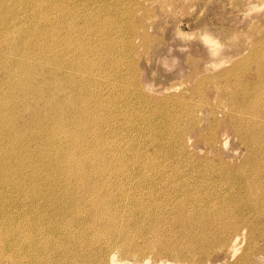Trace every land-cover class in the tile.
<instances>
[{"label":"rangeland","instance_id":"1","mask_svg":"<svg viewBox=\"0 0 264 264\" xmlns=\"http://www.w3.org/2000/svg\"><path fill=\"white\" fill-rule=\"evenodd\" d=\"M82 1L0 0V135L2 137L0 138V235L3 239L0 242V264H104L107 254L116 255L113 257L116 260L115 264H121L118 259L124 260L126 252L122 254V251L116 249V244L123 241L125 237L122 234H114L112 240L114 239L115 244L109 241H107L109 244L101 242L105 239L99 229H95L98 224L102 226L108 224V229L114 230L116 233L120 230L119 233H124V236H128L125 231L129 229L131 238L129 246L125 247L130 250L127 252L130 258L129 264H264V216L262 217L263 211L260 212V209L264 208V199H255L254 197L260 190L250 186L258 182L252 180L255 175L251 168L255 165L264 168V156H262L264 155V131H260V134L257 126H253L254 124L245 120L242 122L243 124L241 123L245 126L236 130L234 126L236 122L231 121L236 119L225 115L226 108H228L227 100L231 98L229 97L230 93L221 91V94L220 92L218 94L212 88L213 83L217 81H220L225 87H228L229 84L238 85L241 83H246L251 87L261 82L264 84V0ZM43 4L45 7L42 6ZM84 12L86 16L83 15ZM70 25L73 29L70 28ZM111 37L118 45L114 46V51L111 47L103 49L101 39L106 41ZM210 38L213 39L212 42L208 40ZM75 40H77V44ZM74 48H77V51H74ZM59 51H65L68 56L73 57L72 63L77 66L76 75L80 76L77 79L80 81L76 88L75 85L70 84L69 79L64 80V85L61 84L64 88L57 87V84L60 83L58 77L60 72L54 70L59 68ZM37 56L38 58H36ZM222 58H224L222 63L225 64L216 69L213 68L212 60L218 61ZM112 59L114 63H112ZM87 60L92 63L90 64ZM35 61L36 63L33 64ZM261 61L263 62L261 63ZM54 64L56 67L53 66ZM229 65L235 66L237 70L235 67L232 68L228 72L229 80H226L218 74H224L220 69ZM25 66H39L38 72H36V78H39L36 82L39 81V83L43 77V70L48 69V72L45 71L48 77L45 96L54 103L50 102V105H45V97L42 95L37 101V98L35 99L37 93L33 88L27 87L23 92L13 84L11 85L13 79L17 81L25 78ZM63 66H60V71L61 68H64ZM40 67H43V73L40 72ZM11 70H14L17 75L10 76ZM92 78L95 81H92ZM70 87L72 91L74 88L73 92L78 91V98L81 97V93H85L86 98H89L81 100L84 102L82 103L84 108L82 111H84L81 116L79 114L76 117L69 104L63 100L64 97L69 98L65 95H70V93L74 95L69 89ZM97 88L99 91H96ZM5 92H7L6 95H4ZM19 95L20 98L17 97ZM74 97L78 100L76 94ZM26 101L30 106L25 108L23 103ZM36 103L37 105H35ZM87 104L93 107L91 108ZM12 105L14 109H12ZM40 107L42 111L39 110ZM214 109L216 110L215 114L213 113ZM63 111L65 113H61ZM248 111L250 112V110L243 111V116L245 115L247 120L253 117L252 112L248 113ZM50 112L55 113L51 114ZM67 112L68 114H66ZM84 114L91 118L95 115L93 118L96 119H91V122L95 120V124H85L81 121L78 124V119L84 118ZM193 115H196L195 118ZM66 119H68L67 122H65ZM262 119L264 120V117ZM181 120H184L183 122L186 124L183 127L186 136L184 135L181 142L172 138L168 139L169 125L174 123L178 125ZM193 122L196 124L195 126H193ZM81 125H83L82 128ZM86 125L91 127H86ZM241 130L243 131L241 132ZM47 133L52 134L48 135ZM50 136H53V139ZM255 138L259 139L256 141ZM249 141H253L254 144ZM261 143L262 148L259 146ZM80 148L81 152L78 150ZM86 156L90 158L89 161ZM62 157L64 159L68 157L67 162L73 163L74 169L71 165L65 164L66 162L62 163ZM9 161H23L26 167H19L13 171L10 169ZM29 163L32 165L28 166ZM60 165H64V167L61 168ZM66 165L70 171H74L68 172ZM118 169H121L119 175L116 172ZM75 171H81V173L76 175ZM74 174L76 176H73ZM98 174L105 178L108 185L112 182L115 185L104 187L109 188L108 195L112 193L114 195L108 197L107 209L94 216V202L91 199L81 200V198L86 195L87 188L92 186L95 182L94 178ZM154 174L167 176L160 184L155 185V181L152 182L150 178ZM118 176H121V186L125 190L122 195L116 185ZM259 176L260 179H263L264 173ZM162 189L168 191V197ZM171 194L176 199L169 197ZM23 196H26L24 201L22 200ZM119 196H121V200L123 199L122 202L116 200ZM92 198H94L93 195ZM180 198L182 199L180 203L184 206L188 204L187 206L199 207L198 205H200L201 211L198 210L197 214H194L196 217L190 211V214L182 211L184 214L180 213V215L177 212L176 214L169 212L168 220L162 218V221L165 220L163 223L161 220L155 219L159 223L155 222L154 228H148L142 235L138 231V227L135 226L137 224L132 222L135 216L128 213L132 210L145 218L157 215L164 217L165 209H174L172 203L181 201ZM210 198L214 200L210 201L212 203L208 202ZM248 200H263V202L262 205H254L248 204ZM197 201L200 203L196 204ZM222 202L232 207L227 211L230 217L241 212L238 218L240 225L237 230H234V233H239L236 250L233 249V246L230 248L224 238L221 239L225 234L223 231L226 229L223 221L217 226L220 229L216 236L213 234L215 237H212V233L210 234L213 229L206 228L204 224L210 217L208 215H213V213L215 216L218 215L215 209L220 208ZM18 207L20 210L16 211L15 209ZM207 208L210 209L207 210ZM158 211L162 212L156 215ZM108 212H112V214ZM250 213L255 215L254 218V215H250L255 228L252 236L250 235L251 227L242 226L247 223L245 218ZM205 215L207 216L205 217ZM110 217L118 218L115 223H112ZM195 218L197 220H194ZM203 220L206 221L203 222ZM143 222L145 221L143 220ZM193 223L196 224V227ZM202 234L204 237L207 235L209 239L204 241ZM167 236L168 238H166ZM249 238L253 240L250 241ZM39 241L40 243H38ZM257 241L258 244L260 243L259 245ZM249 242L257 246L252 248ZM219 244H222L223 247H221L222 245L218 246ZM175 246L178 250H175ZM36 247L37 250L40 248L39 252L35 249ZM247 254L250 255L248 260L245 258ZM143 255H151V258L146 256L144 259ZM163 257L170 259L171 262H164V260L162 262ZM174 257L176 258L172 259Z\"/></svg>","mask_w":264,"mask_h":264},{"label":"bare ground","instance_id":"2","mask_svg":"<svg viewBox=\"0 0 264 264\" xmlns=\"http://www.w3.org/2000/svg\"><path fill=\"white\" fill-rule=\"evenodd\" d=\"M58 1V0H57ZM60 1V0H59ZM74 1V0H73ZM84 1V0H83ZM82 1V2H83ZM30 2V1H29ZM63 2V1H62ZM65 2V1H64ZM47 3V2H46ZM86 3V2H85ZM84 3V4H85ZM41 4V3H40ZM49 4V3H48ZM68 4V3H67ZM70 4V3H69ZM76 4V3H75ZM81 4V3H80ZM83 4V5H84ZM86 4H88V3H86ZM47 5V4H46ZM63 5V4H62ZM74 5V4H73ZM77 5V4H76ZM42 6H44V4L42 5ZM48 6V5H47ZM54 6V5H53ZM59 6V5H58ZM68 6V5H67ZM78 6V5H77ZM81 6V5H80ZM89 6V5H88ZM35 7V6H34ZM37 7H39V6H37ZM45 7V6H44ZM49 7V6H48ZM51 7V6H50ZM86 7V6H85ZM84 7V8H85ZM91 7V6H90ZM107 7H109V6H107ZM86 8H88V7H86ZM92 8V7H91ZM74 9V8H73ZM93 9V8H92ZM112 9V8H111ZM36 10V9H35ZM45 10V9H44ZM49 10V9H48ZM77 10H79V9H77ZM88 10V9H87ZM97 10H98V8H97ZM56 11V10H55ZM74 11V10H73ZM76 11V10H75ZM85 11V10H84ZM94 11V10H93ZM105 11V10H104ZM113 11V10H112ZM111 11V12H112ZM116 11V10H115ZM114 11V12H115ZM119 11V10H118ZM117 11V12H118ZM59 12V11H58ZM67 12H68V10H67ZM79 12V11H78ZM80 12H83V11H80ZM96 12V11H95ZM101 12V11H100ZM119 12H122V11H119ZM118 12V13H119ZM34 13V12H33ZM38 13V12H37ZM108 13V12H107ZM72 14V13H71ZM90 14V13H89ZM103 14V13H102ZM109 14V13H108ZM111 14V13H110ZM122 14V13H121ZM131 14V13H130ZM42 15H43V13H42ZM62 15V14H61ZM64 15V14H63ZM83 15H85V12H84V14ZM95 15V14H94ZM104 15V14H103ZM102 15V16H103ZM106 15V14H105ZM120 15V14H119ZM118 15V16H119ZM132 15V14H131ZM77 16V15H76ZM81 16H82V14H81ZM86 16V15H85ZM84 16V17H85ZM88 17H89V15H87ZM92 16V15H91ZM108 16V15H107ZM116 16V15H115ZM39 17V16H38ZM42 17V16H41ZM59 17V16H58ZM63 17V16H62ZM74 18H75V16H73ZM72 17V18H73ZM121 17V16H120ZM65 18V17H64ZM77 18V17H76ZM114 18V17H113ZM117 19V18H116ZM66 20H68V18H66ZM73 20V19H72ZM71 20V21H72ZM85 20H87V19H85ZM89 20H91V19H89ZM107 20V19H106ZM55 21H56V19H55ZM116 21V20H115ZM58 22V21H57ZM75 22H76V20H75ZM79 22V21H78ZM82 22H83V20H82ZM89 22V21H88ZM90 22H92V21H90ZM89 22V23H90ZM71 23V22H70ZM85 23H87V22H85ZM102 23V22H101ZM100 23V24H101ZM107 23V22H106ZM117 23V22H116ZM63 24H64V22H63ZM71 24H73V23H71ZM81 24V23H80ZM83 24V23H82ZM98 24V23H97ZM113 24V23H112ZM14 25V24H13ZM47 25V24H46ZM45 25V26H46ZM52 25V24H51ZM74 25V24H73ZM104 25V24H103ZM111 25V24H110ZM26 26V25H25ZM35 26V25H34ZM45 26H44V28H45ZM49 26H50V24H49ZM81 26H83V25H81ZM87 26V25H86ZM101 26H102V24H101ZM101 26H100V28H101ZM41 27V26H40ZM105 27H106V25H105ZM22 28V27H21ZM28 28V27H27ZM53 28V27H52ZM70 28L71 29H73V27L70 25ZM12 29V28H11ZM31 29V28H30ZM40 29V28H39ZM42 29H43V26H42ZM65 29V28H64ZM76 29V28H75ZM49 30V29H48ZM98 30V29H97ZM101 30V29H100ZM22 31H24V30H22ZM27 31V30H26ZM30 31V30H29ZM53 31V30H52ZM65 31V30H64ZM86 31V30H85ZM93 31V30H92ZM91 31V32H92ZM106 32H107V30H105ZM25 32V31H24ZM23 32V33H24ZM32 32V31H31ZM76 32V31H75ZM28 33V32H27ZM63 33V32H62ZM78 33V32H77ZM82 34V32H79V34ZM87 33V32H86ZM93 33H95L94 31H93ZM102 33V32H101ZM29 34V33H28ZM32 34V33H31ZM36 34V33H35ZM56 34V33H55ZM85 34V33H84ZM105 34V33H104ZM107 34V33H106ZM34 35V34H33ZM42 35V34H41ZM67 35V34H66ZM75 35H76V33H75ZM36 36V35H35ZM60 36H62L61 34H60ZM87 36V35H86ZM95 36V35H94ZM102 36V35H101ZM106 36V35H105ZM25 37H26V35H25ZM25 37H24V39H25ZM54 37V36H53ZM88 37V36H87ZM100 37V36H99ZM132 37V36H131ZM73 38V37H72ZM71 38V39H72ZM82 38V37H81ZM96 39H98V38H96ZM106 39V38H105ZM108 39V38H107ZM41 40V39H40ZM44 40V39H43ZM80 40V39H79ZM90 40V39H89ZM99 40V39H98ZM98 40H95V41H98ZM210 42H212L213 41V39H208ZM263 40V39H262ZM70 41V40H69ZM81 41V40H80ZM83 41V40H82ZM91 41V40H90ZM16 42V41H15ZM26 42V41H25ZM33 42V41H32ZM63 42V41H62ZM74 42V41H73ZM75 42H76V44H77V40H75ZM89 42V41H88ZM106 42V43H105ZM263 42V41H262ZM17 43V42H16ZM30 43H31V41H30ZM58 43V42H57ZM86 43V42H85ZM38 44V43H37ZM70 44V43H69ZM75 44V45H76ZM84 44V43H83ZM92 44V43H91ZM101 44H102V48L104 49V48H107V47H111V48H113V51H114V46L116 47L117 45H118V43L117 42H115V41H113V38L111 37V39H108V40H102L101 39ZM261 44V43H260ZM18 45V44H17ZM32 45H33V43H32ZM43 45V44H42ZM46 45H47V43H46ZM63 45V44H62ZM90 45V44H89ZM106 45H108V46H106ZM34 46H35V43H34ZM77 46V45H76ZM75 46V47H76ZM261 46V45H260ZM32 47V46H31ZM37 47V46H36ZM46 47H48V46H46ZM51 47H53V46H51ZM70 47V46H69ZM80 47V46H79ZM82 47V46H81ZM89 47V46H88ZM92 47H94V46H92ZM33 48V47H32ZM64 48V47H63ZM73 48V47H72ZM91 48V47H90ZM34 49V48H33ZM77 49V48H76ZM75 48H74V51L76 50ZM85 49V48H84ZM87 49V48H86ZM213 49L214 50H216L214 47H213ZM79 50V49H78ZM90 50V49H89ZM100 50V49H99ZM68 51H69V49H68ZM77 51V50H76ZM93 51V50H92ZM26 52V51H25ZM80 52V51H79ZM54 53V52H53ZM85 53V52H84ZM83 53V54H84ZM87 53H88V51H87ZM93 53V52H92ZM25 54V53H24ZM36 54V53H35ZM72 54V53H71ZM94 54V53H93ZM118 54V53H117ZM50 55H51V53H50ZM59 56V58H58V64H59V68H60V66H62V65H64L63 67V69L61 68V71H60V69L59 68H57L56 70H54V71H59L60 72V74L58 75V77H59V79H60V83H58L57 84V87L59 86H61V84H63V82H64V80H70V84H72V85H75V88H76V85L78 84V82L80 81V80H77V79H79L80 78V76L78 75V77H77V75H76V69H77V66H75L72 62H73V57L72 56H68L67 54H66V52L65 51H59V54H58ZM82 55V54H81ZM87 55V54H86ZM106 55V54H105ZM104 55V56H105ZM215 55V54H214ZM261 55V54H260ZM264 55V54H263ZM35 56V55H34ZM33 56V57H34ZM49 56V55H48ZM47 56V57H48ZM98 56V55H97ZM100 56V55H99ZM103 56V55H102ZM108 56V55H107ZM113 56V55H112ZM117 56V55H116ZM115 56V57H116ZM119 56V55H118ZM254 56V55H253ZM23 57V56H22ZM42 57V56H41ZM75 57V56H74ZM90 57H92V56H90ZM89 57V58H90ZM106 57V56H105ZM114 57V56H113ZM252 57V56H251ZM250 57V58H251ZM260 57V56H259ZM36 58H38V56L36 57ZM84 58V57H83ZM94 58H96V57H94ZM99 58H101V56L99 57ZM109 58H112V57H109ZM116 58H118V57H116ZM264 58V57H263ZM25 59V58H24ZM32 59V58H31ZM87 59V58H86ZM246 59H248V58H246ZM254 59H255V57H254ZM257 59V58H256ZM261 59V58H260ZM34 60V59H33ZM89 60H93V59H89ZM89 60H87L88 62H89ZM105 60V59H104ZM103 60V61H104ZM108 60V59H107ZM113 60V59H112ZM116 60V59H115ZM224 60V58H222V59H219L218 61H216V60H212V67L213 68H218L220 65H222V64H225L224 62L222 63V61ZM244 60V59H243ZM259 60V59H258ZM262 60V59H261ZM37 61V60H36ZM36 61L33 63V64H35L36 63ZM95 61H97L96 59H95ZM98 61H99V59H98ZM106 61V60H105ZM247 61V60H246ZM248 61H250V60H248ZM45 62V61H44ZM56 62V61H55ZM77 62V61H76ZM94 62V61H93ZM244 62V61H243ZM255 62V61H254ZM258 62V61H257ZM256 62V63H257ZM263 61H261V63H262ZM43 63V62H42ZM90 63V62H89ZM92 63V62H91ZM90 63V64H91ZM98 63V62H97ZM110 63V62H109ZM112 63H114V60L112 61ZM112 63H111V65H112ZM235 63V62H234ZM241 64H242V62H240ZM253 63V62H252ZM15 64V63H14ZM19 64V63H18ZM56 64V63H55ZM55 64L53 65V66H55ZM82 64H84L83 62H82ZM101 65H102V63H100ZM107 64V63H106ZM240 64V65H241ZM246 64H247V62H246ZM260 64V63H259ZM21 65V64H20ZM51 65H52V63H51ZM95 65V64H94ZM94 65H93V67H94ZM97 65V64H96ZM95 65V66H96ZM116 65H117V63H116ZM119 65H120V63H119ZM251 65V64H250ZM86 66V65H85ZM88 66V65H87ZM91 66V65H90ZM98 66V65H97ZM237 66H238V63H237ZM241 66H243V65H241ZM249 66V65H248ZM256 66V65H255ZM261 66V65H260ZM264 66V65H263ZM15 67V66H14ZM21 67H23V66H21ZM39 67V66H38ZM38 67H36V66H25V71H26V74H25V78L23 79V78H21L20 80H17V81H14V79H13V83H11V85L13 84V86H15V87H17V89L20 91V90H24L25 91V88H29V89H31V88H33L34 89V91L37 93V94H35V99L37 98V101L38 100H40V96L42 95V97H45V99H44V101H45V105L46 104H49L50 102H53L54 103V101H50L49 99H47V97L45 96L46 95V91H47V87H48V77H47V75L45 74V71L47 70V72H48V69H44L43 71H44V73L42 72V68L43 67H40L41 69H39L40 70V72H42L43 74V77H42V79H41V82L39 83V81L38 82H36L37 81V78H36V72H38ZM56 67V66H55ZM102 67H103V65H102ZM235 67V66H234ZM233 67V65L232 66H224V67H222L221 69H220V71L221 72H224V74H222V73H219L218 75H221L222 77H223V79H226V80H229V78H228V72L232 69V68H234ZM240 67V66H239ZM247 67V66H246ZM245 67V68H246ZM250 67V66H249ZM11 68H13V67H11ZM82 68H84V67H82ZM86 68V67H85ZM92 68V67H91ZM90 68V69H91ZM104 68V67H103ZM236 68V67H235ZM89 69V68H88ZM94 69V68H93ZM92 69V70H93ZM101 69V68H100ZM99 69V70H100ZM107 69V68H106ZM111 69V68H110ZM258 69V68H257ZM261 69H263V68H261ZM82 70V69H81ZM97 70V69H96ZM207 70H208V67H207ZM236 70H237V68H236ZM243 70V69H242ZM23 71V70H22ZM53 71V70H52ZM77 71H79V70H77ZM86 71V70H85ZM93 71H95V70H93ZM108 71V70H107ZM241 71V70H240ZM247 71V70H246ZM259 71V70H258ZM82 72V71H81ZM101 72H102V70H101ZM105 72V71H104ZM110 72H113V71H110ZM234 72V71H233ZM243 72V71H242ZM244 72H245V70H244ZM10 76L12 75V74H16V72L14 71V70H11L10 72ZM84 73V72H83ZM88 73V72H87ZM91 73V72H90ZM93 73V72H92ZM99 73V72H98ZM103 73V72H102ZM108 73V72H107ZM235 73H236V71H235ZM235 73H233V74H235ZM89 74V73H88ZM101 74V73H100ZM259 74V73H258ZM17 75V74H16ZM91 75V74H90ZM89 75V76H90ZM96 75H97V73H96ZM105 76H106V73L104 74ZM38 76V75H37ZM92 76H93V74H92ZM103 76V75H102ZM236 76V75H235ZM238 76H240V75H238ZM259 76V75H258ZM40 77V76H39ZM86 77V76H85ZM84 77V78H85ZM101 77V76H100ZM230 77H232V76H230ZM262 77V76H261ZM263 77H264V75H263ZM263 77H262V79H263ZM17 78V77H16ZM234 78V77H233ZM39 79V78H38ZM58 79V80H59ZM93 80L92 81H95L94 80V78H92ZM102 80V79H101ZM231 80V79H230ZM52 81V80H51ZM86 81V80H85ZM91 81V82H92ZM97 81H98V79H97ZM198 81H200V80H198ZM214 81H216V80H214ZM232 81H235V80H233L232 79ZM237 81V80H236ZM6 82V81H5ZM82 82V81H81ZM90 82V83H91ZM202 82H203V80H202ZM87 83V82H86ZM110 83V82H109ZM108 83V84H109ZM201 83V82H200ZM229 83V82H228ZM237 83V82H236ZM9 84V83H8ZM54 84V83H53ZM80 84V83H79ZM82 84H83V82H82ZM88 84V83H87ZM98 84V83H97ZM96 84V85H97ZM107 84V83H106ZM114 84V83H113ZM64 85V84H63ZM67 85V84H66ZM69 85V84H68ZM83 85H85L86 86V84L84 83ZM91 85V84H90ZM93 85V84H92ZM112 85V84H111ZM197 85V84H196ZM232 84H229L228 85V87H225V86H223V84H221V82L219 81H217V82H215V83H213V87L212 88H214V92H217L218 94H219V92H220V94H221V91H224L225 93H226V91H228V94L230 93V95H229V97H231L230 98V100L228 99L227 100V102H228V108H226V112H225V115H227V116H229L231 119H232V117L234 118V119H236V120H231V121H235L236 122V124L234 123V126H235V129L236 130H239V128L241 127V126H243V125H241V123L245 120L246 122H248V123H250V124H254L253 126H257L258 127V129L257 130H259V133H260V131H264V120L262 119L263 117H264V84H262V82L261 83H259V84H254L253 85V87H251V86H249L248 84H244V83H241V84H234V85H232ZM54 86V85H53ZM113 86V85H112ZM197 86H199V84L197 85ZM4 87V86H3ZM5 87H6V85H5ZM4 87V88H5ZM40 89V91H39V89ZM55 87V86H54ZM61 87H63V86H61ZM79 87V86H78ZM82 87H84V86H82ZM87 87V86H86ZM100 87V86H99ZM109 87V86H108ZM11 88V87H10ZM9 88V89H10ZM50 88H51V86H50ZM53 88V87H52ZM64 88V87H63ZM62 88V89H63ZM96 88V87H95ZM6 89V88H5ZM8 89V88H7ZM8 89V90H9ZM14 89V88H13ZM13 89H11V90H13ZM70 90H71V87L69 88ZM84 89V88H83ZM87 89V88H86ZM164 89V88H163ZM76 90V89H75ZM79 90V89H78ZM85 90V89H84ZM99 91V89L97 88L96 89V91ZM171 90H172V88H171ZM3 91V93H4V90H2ZM23 91V92H24ZM31 91V90H30ZM73 91H74V88H73ZM72 90H71V92H73ZM85 91H88V90H85ZM94 91V90H93ZM95 91V92H96ZM22 92V93H23ZM78 92V91H77ZM75 93V92H73L74 93V95L76 94V97H77V94L78 93ZM82 92V91H81ZM90 92V91H89ZM102 92V91H101ZM100 92V93H101ZM6 93L7 92H5V94L4 95H6ZM11 93V92H10ZM14 93H15V91H14ZM19 93V92H18ZM17 93V94H18ZM31 93V92H30ZM48 93H49V91H48ZM66 93V92H65ZM68 93V92H67ZM99 93V92H98ZM116 93V92H115ZM241 93V94H240ZM32 94H33V92H32ZM91 94V93H90ZM103 94V93H102ZM101 94V95H102ZM118 94V93H117ZM1 95V94H0ZM34 95V94H33ZM48 95V94H47ZM56 95V94H55ZM63 95H64V93H63ZM74 95H72V93H70V95H65V96H68L69 98L68 99H66L64 96V98H63V100L65 101V102H67L68 104H69V106H70V108H71V111L73 112V114L74 115H76V117H77V115H79V116H81L83 113V111H82V109H84L83 108V105H82V103H84L83 101H81V100H86L87 98H86V96H85V93H81V97L80 98H78V100L74 97ZM95 95V94H94ZM143 95V94H142ZM61 96V95H60ZM79 96V95H78ZM103 96V95H102ZM111 96V95H110ZM109 96V97H110ZM119 96H120V94H119ZM118 96V97H119ZM175 96V95H174ZM219 96V95H218ZM5 97V96H4ZM7 98H10L9 96H6ZM17 97H19L20 98V95L19 96H17ZM34 97V96H33ZM59 97V96H58ZM89 97V96H88ZM96 97H97V95H96ZM99 97H101L100 95H99ZM163 98H164V96H162ZM170 97V96H169ZM182 97V96H181ZM224 97H226V96H224ZM260 97V98H259ZM23 98V97H22ZM32 98V97H31ZM52 98H53V96H52ZM51 98V99H52ZM61 98V97H60ZM93 98H95V97H93ZM147 98V97H146ZM160 98V97H159ZM180 98V97H179ZM178 98V99H179ZM258 98H259V100H258ZM18 99V98H17ZM28 99V98H27ZM89 99V98H88ZM87 99V100H88ZM224 99H227V98H224ZM22 100V99H21ZM34 100V99H33ZM59 100V99H58ZM99 100H101L100 98H99ZM98 100V101H99ZM113 100V99H112ZM118 100V99H117ZM157 100V99H156ZM163 100V99H162ZM166 100V99H165ZM171 100V99H170ZM175 100H176V98H175ZM31 101V100H30ZM55 101H57V100H55ZM90 101V100H89ZM94 101V100H93ZM92 101V102H93ZM104 101V100H103ZM102 101V102H103ZM147 101H149V100H147ZM158 101H160V100H158ZM157 101V102H158ZM172 101V100H171ZM177 101V100H176ZM175 101V102H176ZM181 101V100H180ZM13 102V101H12ZM28 102H29V100H28ZM35 102V101H34ZM59 102V101H58ZM88 102V101H87ZM91 102V101H90ZM110 102V101H109ZM120 102H121V100H120ZM149 102H151V101H149ZM148 102V103H149ZM173 102V101H172ZM171 102V103H172ZM174 102V103H175ZM9 103H11V102H9ZM18 103V102H17ZM60 103V102H59ZM94 103V102H93ZM97 103V102H96ZM164 103V102H163ZM167 103V102H166ZM14 104V103H13ZM24 104V107L26 108V107H29L30 105L29 104H27V101L26 102H24L23 103ZM62 104V103H61ZM99 104V103H98ZM109 104V103H108ZM108 104H106V105H108ZM152 104V103H151ZM179 104V103H178ZM35 105H37V103L35 104ZM50 105V104H49ZM48 105V106H49ZM86 105V104H85ZM92 105V104H91ZM96 105V104H95ZM129 105H131V104H129ZM166 105V104H165ZM171 105V104H170ZM175 105H177V104H175ZM44 106V105H43ZM62 106H63V104H62ZM68 106V105H67ZM87 106H89V107H91L90 105H88L87 104ZM110 106V105H109ZM116 106H117V103H116ZM226 106V105H225ZM31 107H33V106H31ZM47 107V106H46ZM50 107V106H49ZM51 107H52V105H51ZM55 107V106H54ZM93 107V106H92ZM91 107V108H92ZM97 107H98V105H97ZM168 107V106H167ZM171 107V106H170ZM178 107V106H177ZM227 107V106H226ZM34 108V107H33ZM45 108V107H44ZM58 108H59V106H58ZM58 108H57V110H58ZM88 108V107H87ZM86 108V109H87ZM131 108V107H130ZM12 109H14L13 108V105H12ZM27 109H29V108H27ZM46 109V108H45ZM44 109V110H45ZM68 109V108H67ZM90 109V108H89ZM95 109H97V108H95ZM95 109H94V111H95ZM99 109V108H98ZM103 109V108H102ZM107 109V108H106ZM105 109V110H106ZM166 109V108H165ZM30 110H32V109H30ZM29 110V112H32V111H30ZM39 110H41V107H40V109ZM38 110V111H39ZM62 110V109H61ZM91 110V109H90ZM113 110V109H112ZM175 110V109H174ZM173 110V111H174ZM244 110H250V112H252V114H253V117H251L249 120H247V118H246V116L244 115L243 116V111ZM28 111V110H27ZM34 111V110H33ZM42 111V110H41ZM46 111V110H45ZM56 111V110H55ZM64 111H65V109H64ZM61 112V113H65V112ZM93 111V110H92ZM103 111V110H102ZM166 111V110H165ZM165 111H164V114H165ZM172 111V110H171ZM216 110L214 109L213 110V113L215 112ZM40 112V111H39ZM86 112H87V110H86ZM91 112V111H90ZM95 112H97V111H95ZM104 112H106V111H104ZM167 112V111H166ZM170 112V111H169ZM249 111H248V113H250ZM51 113V112H50ZM53 113H55V112H53ZM53 113H51V114H53ZM57 113V112H56ZM60 113V114H61ZM93 113V112H92ZM102 113V112H101ZM112 113H114V112H112ZM246 113V112H245ZM32 114V113H31ZM41 114V113H40ZM66 114H68V112L66 113ZM65 114V115H66ZM72 114V115H73ZM89 114H91V113H89ZM98 114V113H97ZM103 114V113H102ZM215 114V113H214ZM35 115V114H34ZM62 115V114H61ZM64 115V116H65ZM73 115V116H74ZM93 115V114H92ZM166 115V114H165ZM250 115V114H249ZM32 116V115H31ZM37 116V115H36ZM57 116V115H56ZM70 117H71V115H69ZM68 116V118H70ZM95 116V115H94ZM93 116V117H94ZM97 116V115H96ZM169 116V115H168ZM194 116H196V115H193V117ZM30 117V116H29ZM41 117H43V116H41ZM55 117V116H54ZM75 117V118H76ZM84 118H81L80 120L78 119V124L80 123L79 121H81L82 123H85V124H87V123H94L95 124V120L93 121V122H91V119L93 118H91V117H89L87 114H84V116H83ZM98 117V116H97ZM101 117V116H100ZM34 118H35V116H34ZM36 118H38V117H36ZM61 118V117H60ZM195 118V117H194ZM4 119V118H3ZM29 119V118H28ZM28 119H26V120H28ZM58 119V118H57ZM74 119V118H73ZM93 119H96V118H93ZM98 119V118H97ZM197 119H198V117H197ZM1 120V119H0ZM11 120V119H10ZM63 120V119H62ZM67 120L68 119H66V121L65 122H67ZM77 120V119H76ZM192 120V119H191ZM263 120V121H262ZM6 121V120H5ZM12 121V120H11ZM29 121V120H28ZM33 121H35L34 119H33ZM41 121V120H40ZM55 121V120H54ZM174 122H175V120H173ZM184 120H181L180 121V123L178 124V125H176L174 122V124H172V125H169V130H168V134H167V136H168V139L169 138H172V139H174V140H177L178 142H181L182 141V139L184 138V135L186 134L185 133V131H183V127H185V122H183ZM193 121H194V119H193ZM250 121V122H249ZM10 122V121H9ZM43 122V121H42ZM64 122V121H63ZM70 122H71V120H70ZM73 122V121H72ZM75 122V121H74ZM172 122V121H171ZM178 122H179V120H178ZM177 122V123H178ZM197 122V121H196ZM195 122V123H196ZM199 122V121H198ZM245 122V123H246ZM6 123V122H5ZM8 123V122H7ZM38 123H39V121H38ZM41 123V122H40ZM61 123V122H60ZM69 123V122H68ZM181 123H182V125H181ZM12 124V123H11ZM29 124V123H28ZM27 124V125H28ZM42 124V123H41ZM46 124V123H45ZM76 124H77V121H76ZM91 124V125H92ZM170 124V123H169ZM193 124H194V122H193ZM243 124V123H242ZM10 125V124H9ZM22 125V124H21ZM58 125V124H57ZM67 125H69V124H67ZM89 125V124H88ZM88 125H86V127L88 126ZM188 125V124H187ZM196 124H194L193 126H195ZM4 126V125H3ZM11 126V125H10ZM14 126V125H13ZM25 126V125H24ZM23 126V127H24ZM29 126V125H28ZM47 126V125H46ZM60 126H62L61 124H60ZM70 126H73V125H70ZM76 126V125H75ZM96 126V125H95ZM168 126V125H167ZM171 126V127H170ZM245 126V125H244ZM243 126V127H244ZM68 127V126H67ZM83 127V125H81V128ZM85 127V126H84ZM85 127V128H86ZM88 127H91V126H88ZM92 127H93V125H92ZM187 127V126H186ZM191 127V126H190ZM248 127V126H247ZM19 128H21V127H19ZM41 128V127H40ZM76 128H78V127H76ZM216 128V127H215ZM242 128V127H241ZM53 129V128H52ZM64 129V128H63ZM73 129H75V128H73ZM87 129V128H86ZM91 129V128H90ZM192 129V128H191ZM1 130V129H0ZM11 130V129H10ZM58 130H60V129H58ZM67 130V129H66ZM76 130V129H75ZM185 130V129H184ZM189 130V129H188ZM40 131V130H39ZM44 131V130H43ZM51 131V130H50ZM70 131V130H69ZM71 131H72V128H71ZM216 131H217V129H216ZM243 130H241V132H242ZM4 132H5V130H4ZM165 132V131H164ZM167 132V131H166ZM165 132V133H166ZM215 132V131H214ZM7 133V132H6ZM49 133V132H48ZM47 133V134H48ZM57 133V132H56ZM41 134V133H40ZM50 134H52V133H50ZM50 134H48V135H50ZM53 134H55V133H53ZM58 134V133H57ZM212 134V133H211ZM261 134V133H260ZM173 135V136H172ZM3 136H5V135H3ZM56 136V135H55ZM186 136V135H185ZM243 136V135H242ZM7 137V136H6ZM11 137V136H10ZM10 137H8V138H10ZM14 137V136H13ZM26 137V136H25ZM42 137V136H41ZM43 137H45V136H43ZM51 138L53 137V136H50ZM56 137H60V136H56ZM260 137H262V136H260ZM0 138H2L1 137V135H0ZM4 138V137H3ZM61 138V137H60ZM167 138V137H166ZM11 139V138H10ZM17 139V138H16ZM53 139V138H52ZM97 139V138H96ZM102 139V138H101ZM189 139V138H188ZM249 139V138H248ZM259 139V138H258ZM257 138H255L254 140H258ZM19 140V139H18ZM62 140V139H61ZM75 140V139H74ZM73 140V141H74ZM77 140V139H76ZM99 141H100V139H98ZM14 141V140H13ZM49 141H50V139H49ZM56 141V140H55ZM19 142V141H18ZM25 142V141H24ZM23 142V143H24ZM53 142V141H52ZM83 142V141H82ZM94 143H95V140L93 141ZM250 142V141H249ZM251 142H253V141H251ZM250 142V143H251ZM259 143H260V141H258ZM20 143V142H19ZM22 143V142H21ZM62 143V142H61ZM76 143H77V141H76ZM79 143V142H78ZM98 143V142H97ZM96 143V144H97ZM101 143V142H100ZM103 143V142H102ZM101 143V144H102ZM12 144V143H11ZM30 144V143H29ZM87 144V143H86ZM85 144V145H86ZM90 144V143H89ZM100 144V145H101ZM164 144V143H163ZM167 144V143H166ZM223 144H224V142H223ZM253 144H254V142H253ZM264 144V143H263ZM53 145H54V143H53ZM74 145L76 146V144H75V142H74ZM79 145V144H78ZM94 145V144H93ZM169 145V144H168ZM179 145V144H178ZM177 145V146H178ZM185 145V144H184ZM36 146V145H35ZM39 146V145H38ZM82 146V145H81ZM92 146V145H91ZM97 146V145H96ZM165 146V145H164ZM180 146H182V145H180ZM259 146L262 148V143L261 144H259ZM34 147V146H33ZM58 147V146H57ZM83 147V146H82ZM86 147H88L87 145H86ZM99 147V146H98ZM167 147V146H166ZM171 147H173V146H171ZM12 148V147H11ZM93 149H94V146L92 147ZM161 148V147H160ZM165 148V147H164ZM35 149V148H34ZM37 149V148H36ZM171 149V148H170ZM173 149H174V147H173ZM172 149V150H173ZM185 149V148H184ZM183 149V150H184ZM17 150V149H16ZM43 150V149H42ZM79 151L81 150V148L80 149H78ZM96 150V149H95ZM94 150V151H95ZM101 150V149H100ZM161 150V149H160ZM159 150V151H160ZM177 150V149H176ZM187 150V149H186ZM264 150V149H263ZM35 151H37V150H35ZM77 151V150H76ZM98 152H99V150H97ZM146 151H148V150H146ZM174 151V150H173ZM25 152V151H24ZM81 152V151H80ZM96 152V151H95ZM262 152V151H261ZM13 153H14V151H13ZM34 153V152H33ZM77 153V152H76ZM75 153V154H76ZM82 153H83V151H82ZM81 153V154H82ZM85 153V152H84ZM88 153H89V151H88ZM97 153V152H96ZM147 153V152H146ZM7 154V153H6ZM49 154H51V153H49ZM53 154V153H52ZM79 154V153H78ZM174 154V153H173ZM176 154V153H175ZM8 155V154H7ZM32 155V154H31ZM54 155V154H53ZM88 155V154H87ZM11 156V155H10ZM9 156V157H10ZM45 156V155H44ZM66 156H68V155H66ZM262 156H264V155H262ZM65 157V156H64ZM87 157V156H86ZM13 158H14V155H13ZM42 158H43V156H42ZM48 158V160H49V157H47ZM175 158V157H174ZM15 159V158H14ZM67 159H68V157L66 158V159H64L63 157L61 158V162L62 163H65V164H69V165H71L72 166V168L74 169V164L73 163H69V162H67ZM89 159L90 158H88L87 157V160L89 161ZM86 160V161H87ZM187 160V159H186ZM262 160V159H261ZM15 161V160H14ZM14 161H9L10 162V169L11 170H13V171H15V170H17V168H19V167H26V164L23 162V161H21V162H14ZM35 161V160H34ZM54 161V160H53ZM106 161V160H105ZM179 161V160H178ZM188 161V160H187ZM47 162V161H46ZM79 162V161H78ZM83 162V161H82ZM15 163H20V164H16L15 165ZM34 164H35V162H33ZM52 163V162H51ZM80 163V162H79ZM103 163H104V159H103ZM146 163V162H145ZM9 164V163H8ZM57 164H59V163H57ZM86 164V163H85ZM88 164V163H87ZM105 164V163H104ZM251 164V163H250ZM30 165H32V163L30 164H28V166H30ZM45 165V164H44ZM56 165V164H55ZM67 165H66V169L68 170V172H73L74 170H71L70 171V169H68L67 168ZM81 165H82V163H81ZM121 165V164H120ZM144 165V164H143ZM62 166L64 167V165H60V167L62 168ZM79 166V165H78ZM83 166H84V164H83ZM254 166V165H253ZM53 167V166H52ZM70 167V166H69ZM82 167V166H81ZM246 167V166H245ZM245 167H243V168H245ZM46 168H47V166H46ZM56 168V167H55ZM71 168V169H72ZM118 168H119V166H118ZM247 168H249V167H247ZM49 169H50V167H49ZM53 169V168H52ZM60 169V168H59ZM77 169V168H76ZM79 169V168H78ZM84 169V168H83ZM250 169V168H249ZM252 169V172H253V174L255 175L254 176V179H252V180H254V181H258L257 183H255V184H252V185H250V186H252V187H257L256 189L257 190H260L257 194H256V197H254L255 199H264V178L263 179H260V176H259V174H261V173H264V168H262V167H259V166H254L253 168H251ZM47 170V169H46ZM61 170V169H60ZM82 170V169H81ZM85 170V169H84ZM87 170V169H86ZM241 171V170H240ZM245 171V170H244ZM75 172H77V171H75ZM74 172V173H75ZM116 172H117V174L119 175L120 173H121V169L119 170H116ZM54 173V172H53ZM65 173V172H64ZM70 173V174H71ZM78 173H81V171H79V172H77L76 173V175L78 174ZM84 173V172H83ZM247 173V172H246ZM51 174V173H50ZM66 174V173H65ZM69 174V175H70ZM85 174V173H84ZM157 174V173H156ZM156 174H154V175H152L150 178H151V180H152V182L153 181H155L154 182V184L156 185V184H160L161 182H162V180H164V179H166V176H164L163 174H161V175H156ZM165 174V173H164ZM191 174H194V173H191ZM191 174H189V175H191ZM75 174L73 175V176H76ZM163 175V176H162ZM197 175V174H196ZM68 176V175H67ZM66 176V177H67ZM168 176H169V174H168ZM171 176V175H170ZM199 176V175H198ZM200 176H201V174H200ZM208 176H209V174H208ZM69 177V176H68ZM67 177V178H68ZM205 177V176H204ZM210 177V176H209ZM169 178V177H168ZM206 178V177H205ZM216 178V177H215ZM214 178V179H215ZM95 182H93V184H92V186H90V187H88L87 188V193H85L86 195H84V196H82V198H81V200H83L84 198H86V200H92L93 202H94V204H95V215L94 216H96L97 214L99 215L102 211H104V209H107V207H108V205H109V203H108V197H112L114 194L112 193L111 195H108V193H109V188H104L105 186H107V187H109V185H111V186H113V185H115L113 182L111 183V184H109L108 185V183L106 182V180H105V178L104 177H102V175H100V174H98L95 178ZM186 179V178H185ZM201 179V178H200ZM210 179V178H209ZM201 180H203V179H201ZM205 180V179H204ZM207 180V179H206ZM117 183H116V185H118V190H120V195H122L123 193H124V188L121 186L122 185V178H121V176H118V179H117ZM216 181V180H215ZM169 182V181H168ZM170 182H172V180H170ZM124 183L126 184V181L124 180ZM209 183V182H208ZM165 184H167V183H165ZM202 184V186H203V183H201ZM207 184V183H206ZM211 184V183H210ZM209 184V185H210ZM153 185V184H152ZM154 186V185H153ZM165 186V185H164ZM167 186V185H166ZM155 187V186H154ZM206 187V186H205ZM204 187V188H205ZM14 188V187H13ZM116 188V187H115ZM190 188H192V187H190ZM196 188V187H195ZM207 188V187H206ZM205 188V189H206ZM198 189V188H197ZM201 189V188H200ZM211 189H212V187H211ZM210 189V190H211ZM163 191H164V194L166 195L167 194V197H168V191H166V190H164V189H162ZM191 190V189H190ZM203 190V189H202ZM132 191V190H131ZM192 191V190H191ZM196 191V190H195ZM199 192V191H198ZM211 192H212V190H211ZM173 193V192H172ZM188 193H190L189 191H188ZM201 193V192H200ZM209 193H210V191H209ZM215 193V192H214ZM206 194V193H205ZM212 194V193H211ZM92 195H93V197L94 198H92ZM207 195V194H206ZM205 195V196H206ZM192 196V195H191ZM210 196V195H209ZM208 196V197H209ZM212 196V195H211ZM215 196V195H214ZM169 197H173V198H175L172 194H171V196H169ZM213 197V196H212ZM211 197V198H212ZM25 198H26V196H23L22 197V200L24 201L25 200ZM121 198V196H119V197H117L116 198V200L118 201V202H122L123 201V199L121 200L120 199ZM211 198H210V200H208V202H210V201H214V200H211ZM167 199V198H166ZM176 199V198H175ZM214 199H215V197H214ZM219 199V198H218ZM180 200L181 201H176L174 204L172 203V201H171V203H172V208H174V209H170V208H166L165 210H166V212L163 214L164 215V217H159L157 214H160L162 211H158L157 213H156V215L157 216H151V217H148V218H145V217H143V216H139L138 215V213H135V212H132V210H130L128 213L130 214V215H133V216H135V218H134V220L132 221V222H135V224H137V225H135V226H137L138 227V231H140V233H141V235H142V233L145 231V230H147L148 228H154V225L156 224L155 222H157L155 219H157V220H161V222H163V221H165V220H163L162 221V218H165V219H167L168 220V214H169V212H174L175 214H176V212L180 215V213H183L182 211H186V212H188L189 213V211H190V213L193 215V216H195L194 214H197L196 212H198V210H200V205H198L199 207H196L195 205L194 206H184L182 203H180V202H182V199L180 198ZM185 200V199H184ZM199 201V200H198ZM198 201L196 202V204L198 203ZM212 202H210V203H212ZM217 202V201H216ZM219 202V201H218ZM248 202V204H254V205H256V204H261L262 205V202H263V200H248L247 201ZM200 203V202H199ZM198 203V204H199ZM215 203V202H214ZM221 204V205H220ZM219 205H220V208H218V209H215V212H217L218 213V215L217 216H215L214 215V213H213V215H208V217H209V219H208V221H206V220H203V222L204 221H206V222H204V224H205V227L206 228H208V229H213L212 231H210V234L212 233V235L214 234L215 236H216V234L219 232V227H217L218 225H220V224H222V221L224 222V225H225V227H226V229L223 231V232H225V234L221 237V239H223L224 238V241H226V242H228V244L230 245V248H231V246H233V249L234 250H236L237 248H238V246H237V241H239V240H237L238 238H239V233H234L235 231L234 230H237V228L239 227V222H238V218H239V214L241 213V212H238V213H236V215H234L233 217H230V214H229V212H227V211H229V209L228 208H232V207H230L228 204H223V202L222 203H220ZM201 205H202V203H201ZM209 205H211V204H209ZM207 206V205H206ZM216 208V207H215ZM203 209V208H202ZM205 209V208H204ZM203 209V210H204ZM210 208H207V210H209ZM16 211H18V210H20V208L18 207V208H16L15 209ZM175 210V211H174ZM202 210V211H203ZM206 210V209H205ZM213 210V209H212ZM231 210V209H230ZM201 211V210H200ZM211 211V210H210ZM263 211V212H262ZM209 212V211H208ZM260 212H262V217L264 216V208H261L260 209ZM108 213H110V214H112V212H108ZM173 213V214H174ZM189 213V214H190ZM205 213H206V211H205ZM184 214V213H183ZM200 214V213H199ZM207 214V213H206ZM210 214V213H209ZM238 214V215H237ZM250 215H254V214H252V213H250L249 214V216L248 217H246L245 218V221L247 222V223H245L244 225H242L243 227H245V226H249V227H251V230H250V235L252 236V235H254V226L252 225V219L255 217V215L253 216V218L250 216ZM171 216V215H170ZM184 216H186V215H184ZM200 216V215H199ZM204 216V215H203ZM207 215H205V217H206ZM175 217V216H174ZM183 217V216H182ZM181 217V218H182ZM189 217V216H188ZM196 217V216H195ZM201 217V216H200ZM207 217V218H208ZM118 218V217H117ZM117 218H114V217H110V219L112 220V223H115L116 221L115 220H117ZM176 218V217H175ZM185 218V217H184ZM187 218V217H186ZM190 218V217H189ZM204 218V217H203ZM202 218V219H203ZM206 218V219H207ZM218 218V219H217ZM179 219H180V217H179ZM183 219V218H182ZM201 219V218H200ZM220 219V220H219ZM143 220L146 222V223H148L147 225H146V223L145 222H143ZM171 220V219H170ZM178 220V219H177ZM181 220V219H180ZM184 220V219H183ZM190 220V219H189ZM194 220H197L196 218L194 219ZM217 220V221H216ZM172 221H174V220H172ZM182 221V220H181ZM181 221H179V222H181ZM187 221V220H186ZM192 222V221H191ZM157 223H159V222H157ZM164 223V222H163ZM171 223V222H170ZM173 223V222H172ZM181 223H183V222H181ZM185 223V222H184ZM168 224V223H167ZM167 224H165L166 226H167ZM175 224V223H174ZM188 224V223H187ZM194 224V226L196 225L195 223H193ZM192 224V225H193ZM170 225H172V224H170ZM176 225V224H175ZM180 225V224H179ZM108 224H105V225H101V224H98V226L97 227H95V229L96 230H98L99 229V232L101 233V235H102V237L106 240H103V241H101V242H105V243H107V244H109L107 241H109V242H113L112 244H115V242H114V239L112 240V236L114 235V234H122V236L123 237H125L124 238V240L123 241H119L117 244H116V249H118V250H120V251H122V254H124V252H126L125 253V255H124V257H123V259L124 260H119L118 259V262H120L121 264H129V256H128V254H127V252L128 251H130V250H127V249H125V247H128L129 245V242H130V238H131V234H130V231H129V229L128 230H126L125 231V233L128 235V236H124L125 234L124 233H119V231L120 230H118L117 231V233L114 231V230H111V229H108ZM181 226V225H180ZM174 226H172V228H173ZM186 227H187V225H186ZM189 227V226H188ZM191 227V226H190ZM196 227V226H195ZM169 228H171V227H169ZM192 228V227H191ZM201 228V227H200ZM242 228V227H241ZM94 229V230H95ZM174 229V228H173ZM178 229V228H177ZM182 229V228H181ZM185 229V228H184ZM151 230V229H150ZM175 230V229H174ZM191 230V229H190ZM195 230V229H194ZM260 230V229H259ZM165 231V230H164ZM168 231V230H167ZM171 231V230H170ZM179 231V230H178ZM214 231V232H213ZM261 231V230H260ZM95 232V231H94ZM149 232V231H148ZM173 232V231H172ZM161 233V232H160ZM164 233V232H163ZM262 233V232H261ZM149 234H150V232H149ZM154 234V233H153ZM158 234V233H157ZM166 234V233H165ZM223 234V233H222ZM236 234V235H235ZM140 235V236H141ZM147 235V234H146ZM156 235V234H155ZM188 235V234H187ZM203 235V237H202V239H204V241L205 240H208L209 238L207 237V235L204 237V234H202ZM212 236V237H215V236ZM161 236V235H160ZM262 236V235H261ZM0 242H2L3 241V239H2V236L0 235ZM138 237V236H137ZM144 237V236H143ZM143 237H141L142 239H144ZM153 237H155L154 235H153ZM157 237H159V236H157ZM136 238V237H135ZM163 238V237H162ZM166 238H168V236L166 237ZM170 238V237H169ZM174 238V237H173ZM208 238V239H207ZM137 239V238H136ZM164 239V238H163ZM160 240H161V238H160ZM167 240V239H166ZM249 240H250V238H249ZM253 240V239H252ZM252 240H250V241H252ZM35 241V240H34ZM37 241H38V239H37ZM136 241V240H135ZM159 241V240H158ZM177 241V240H176ZM223 241V240H222ZM132 242V241H131ZM164 242V241H163ZM220 242V241H219ZM254 242V241H253ZM256 242V241H255ZM264 242V241H263ZM32 243H34V242H32ZM38 243H40V241L38 242ZM176 243V242H175ZM223 243V242H222ZM250 243L251 242H249V245H250ZM248 244V243H247ZM257 244H258V241H257ZM260 244V243H259ZM258 244V245H259ZM262 244V243H261ZM34 245V244H33ZM32 245V246H33ZM128 245V246H127ZM173 245V244H172ZM213 245V244H212ZM220 245H222V244H219L218 246H220ZM35 246V245H34ZM33 246V247H34ZM131 246V245H130ZM227 246V245H226ZM248 246V245H247ZM246 246V247H247ZM251 246H252V248L254 247H256L253 243H251ZM154 247V246H153ZM176 247L177 246H175V250H178V248L176 249ZM221 247H223V245L221 246ZM249 248H250V246H249ZM36 250H37V247L35 248ZM155 249V248H154ZM153 249V251L155 252V250ZM168 249H169V247H168ZM180 249V248H179ZM184 249V248H183ZM228 249V248H227ZM251 249V248H250ZM263 249V248H262ZM261 249V250H262ZM39 250H40V248L37 250V252H39ZM144 250V249H143ZM164 250V249H163ZM174 250V249H173ZM189 250V249H188ZM232 250V249H231ZM240 250V249H239ZM258 250V249H257ZM147 251V250H146ZM159 252H162V251H160V250H158ZM180 251H182V250H180ZM184 251V250H183ZM259 251V250H258ZM144 252V251H143ZM177 252V251H176ZM247 252V251H246ZM135 253V252H134ZM184 253V252H183ZM248 253V252H247ZM255 253H257V252H255ZM143 254V253H142ZM149 254V253H148ZM180 254V253H179ZM179 254H177V255H179ZM251 254V253H250ZM107 256V258H106V262H104V264H115L116 263V260L113 258V257H116V255H112V254H107L106 255ZM134 256V255H133ZM146 256H149L150 258H151V255H143V257L142 258H146ZM186 256H187V254H186ZM250 255L249 254H247V257H245L247 260H248V257H249ZM156 257V256H155ZM187 257H189V256H187ZM150 258H148L149 260H150ZM176 257H174V258H172V259H175ZM179 258V257H178ZM243 258V257H242ZM252 259V258H251ZM149 260H147V261H149ZM163 260H164V262H171L170 261V259H168V258H166V257H163L162 258V262H163ZM178 260V259H177ZM185 260V259H184ZM188 260H189V258H188ZM187 260V261H188ZM173 261V260H172ZM177 262V261H176ZM179 263V262H178ZM238 263V262H237ZM167 264H169V263H167Z\"/></svg>","mask_w":264,"mask_h":264}]
</instances>
